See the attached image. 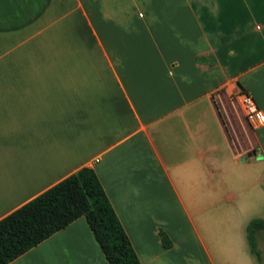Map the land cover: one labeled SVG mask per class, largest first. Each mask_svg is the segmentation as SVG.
Instances as JSON below:
<instances>
[{"label": "crops", "instance_id": "obj_1", "mask_svg": "<svg viewBox=\"0 0 264 264\" xmlns=\"http://www.w3.org/2000/svg\"><path fill=\"white\" fill-rule=\"evenodd\" d=\"M81 167L139 264H263L264 0H0V219ZM7 264L108 263L81 216Z\"/></svg>", "mask_w": 264, "mask_h": 264}, {"label": "trees", "instance_id": "obj_2", "mask_svg": "<svg viewBox=\"0 0 264 264\" xmlns=\"http://www.w3.org/2000/svg\"><path fill=\"white\" fill-rule=\"evenodd\" d=\"M81 216L108 264H139L90 167H81L0 219V264H7ZM258 230H264L263 221L250 220L246 226L248 247L259 261L254 238ZM158 234L162 246L169 247L166 235Z\"/></svg>", "mask_w": 264, "mask_h": 264}, {"label": "rangeland", "instance_id": "obj_3", "mask_svg": "<svg viewBox=\"0 0 264 264\" xmlns=\"http://www.w3.org/2000/svg\"><path fill=\"white\" fill-rule=\"evenodd\" d=\"M215 103L218 113L222 117L225 129L228 130L229 136L234 140L236 145L239 144V141H244L247 144L250 126L245 121L233 95L226 96L220 93L219 97L215 99Z\"/></svg>", "mask_w": 264, "mask_h": 264}, {"label": "built area", "instance_id": "obj_4", "mask_svg": "<svg viewBox=\"0 0 264 264\" xmlns=\"http://www.w3.org/2000/svg\"><path fill=\"white\" fill-rule=\"evenodd\" d=\"M241 103L246 111V118L251 124H259L262 122V114L256 108L255 104L249 96H243Z\"/></svg>", "mask_w": 264, "mask_h": 264}]
</instances>
